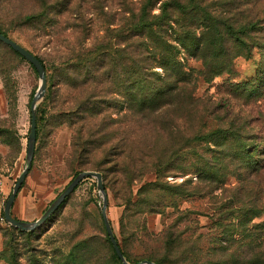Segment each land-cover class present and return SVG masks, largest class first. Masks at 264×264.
<instances>
[{
  "label": "rangeland",
  "instance_id": "374dc122",
  "mask_svg": "<svg viewBox=\"0 0 264 264\" xmlns=\"http://www.w3.org/2000/svg\"><path fill=\"white\" fill-rule=\"evenodd\" d=\"M65 1L58 0V9L44 20L24 22L21 16L30 13L28 4L34 0L3 4L0 0V28L42 60L46 76L44 94L36 103L33 156L13 201L12 215L33 221L76 173L100 171L106 215L131 264L143 258L188 264L163 244L170 227L181 231L177 242L184 252L191 256L188 250L194 248L196 264H264V148L259 190L233 176L235 160L230 159L231 153L226 156L230 145L204 143V158H200L201 146L192 141L193 134L216 130L226 124L228 115L241 114L248 120L246 131L253 136L248 143L258 142L254 137L264 134V45H253L242 53L232 44L229 59L215 55L214 44L204 49L201 43L204 26L186 25L191 14L175 6L169 15L181 26L172 23L174 29L194 36L184 43L168 32L172 57L181 62V70L190 72L189 92L141 112L136 99L129 96L135 95L128 80L142 66L149 79L162 80L163 54L150 48L148 41L142 45L138 36L122 41L129 32L126 27L121 32L117 29L143 0H122V9L118 0H72L71 6H65L69 11L63 8ZM163 1L154 0L151 12L158 13ZM260 4L264 10V0ZM201 5L215 16L234 11L227 8L232 7L231 0H203ZM246 6V13L254 10L252 3ZM31 8V13H38V8ZM257 36L260 41L264 35ZM105 46L123 52L112 54L111 62L109 58L102 62V57L92 61L93 51ZM109 67L113 72L105 78L102 71ZM94 69L101 75L97 86L84 74ZM39 83L29 62L0 41V264H30L35 257L54 264L58 254L66 253L81 236L98 240L103 236L102 195L92 176L82 179L33 230H19L2 216L5 200L27 163L29 106ZM102 121L107 135L102 134ZM120 130L127 133L128 143L142 149V153L133 151L124 169L119 168L117 150H104ZM108 137L110 142L102 143ZM100 249L99 244L92 248Z\"/></svg>",
  "mask_w": 264,
  "mask_h": 264
},
{
  "label": "trees",
  "instance_id": "16d2710c",
  "mask_svg": "<svg viewBox=\"0 0 264 264\" xmlns=\"http://www.w3.org/2000/svg\"><path fill=\"white\" fill-rule=\"evenodd\" d=\"M4 1L5 0H1L2 4L4 3ZM202 2L203 0H187L185 2L181 0H166L161 3L158 13H152L151 8L154 5V0H143L138 7V11L136 13L131 12L130 17L127 19L126 23L124 25H121L122 27L120 26V28L117 29V32H121V28L124 29V27H126L124 30L129 32V34L126 36L127 38H123L122 41H129V39L138 36L141 39L142 45H147L148 43H150V48L152 47L156 51H159L163 54L160 57L159 61L165 71V76L162 80L149 79L148 76L143 72V66L141 69H137L136 76L133 79L128 80L129 82L132 81L131 86L134 87L132 88L134 90V92L132 93L135 95L129 96L136 99L137 103L135 105L138 111L143 112L145 109L153 111L161 107V105H163V103H165L166 99H168L169 97H183L189 92L188 88L190 86V72L181 70V62L176 61V58L174 56L172 57V36L168 34V32L170 31L178 35V39L184 41V43H186V40L189 39L194 40V36H192L190 32H186L185 34H183L176 32V30L174 29L173 24H178V26L181 24L177 19L171 18L169 15L171 9H175V6L178 9H181V13L191 14L186 25L201 23L204 26L205 30L200 34L201 43L202 45L203 43H205L204 49L208 48L207 45L210 44V42L212 45L214 44L216 49L214 53L215 55L216 53H218L219 55L225 56V58L229 59L230 57H232V44V48L233 46L240 47L242 53L249 52L253 45H264V36H262V39L260 41H258L259 36H257L258 33L264 35V10L263 6L260 4V0H231L232 7L227 8L229 9V11H231L230 9H234V11L233 13H231V15L228 16H221L220 14L215 16V14L211 12L212 10L210 11L208 10V8L201 5ZM117 3L120 5L118 7L122 9L124 2L122 0H118ZM251 3L253 4L254 10H252L250 13H246L245 9H247L248 6H243L251 5ZM58 4V0H34L33 4H28V10L30 11V13L25 14V16L22 15L21 19L24 22H31L35 19L40 21L44 20L47 14H50L58 9ZM71 4L72 0H67L65 1L63 8H65V6L67 5L71 6ZM32 6L34 8H38V13H31V11L33 10L31 8ZM92 7L93 6H88V8L86 9H92ZM65 10L69 11V8H65ZM202 10H205L204 13L196 18L199 20H196V15L199 13V11ZM244 13H246L247 15L244 16ZM184 19L185 17L182 18V20ZM134 30L138 32H133ZM0 32L8 36L7 33H5V31H3L1 28ZM208 37H211V40H207ZM145 41H148V43H144ZM184 43H182V45H185ZM104 45H108V42H105ZM7 47L13 50L9 46ZM98 49L93 51L94 54H92L91 56V59L94 62L98 61V59L101 57L102 62L107 61L105 60L107 58H109L108 60H110L111 62V59L113 58L112 54H117L116 52L122 54L123 52L120 50L110 51L108 46H105V49H102V51ZM13 52L15 51L13 50ZM15 53L18 54L17 52ZM37 58L42 62V60L38 56ZM145 58H149V56H145ZM95 66H98V64H96ZM112 72V68L109 67L102 71V76L105 75V78H109ZM116 73L118 74L117 71ZM84 74L85 77L88 78L87 80H92V83L94 84H98L101 80V75H99L98 70L94 69L93 71H84ZM96 86L94 88H96ZM102 95L104 96L106 94ZM38 111V108H36V114L38 113ZM228 117L229 118L226 120V124H219V127L216 130L208 132H204V130H202L198 134H193L194 136L192 138V141L197 140V145L201 146V153L199 155L200 158H204L202 154L204 153L202 151L204 149V146L202 147L204 143L211 142L215 146L216 144H218L220 146H225L226 148H228L230 145L232 150L231 152H227L226 156L229 158L231 153L230 159L232 161L233 159L235 160V162H233V176L237 181L243 182L245 186L256 187L260 190V184L257 178L259 177L262 168L259 160L261 159L262 149L264 148V134H258L254 137L257 138L258 141L256 144H249L248 141L251 140L253 136L251 137V134H248V132L246 131V128L248 127V120L246 118H243L241 114H238V116L228 115ZM104 131L105 128L102 121V134L107 135V132ZM119 132L120 134L118 137L117 135H115L114 143H109V137L107 138L108 140H103L102 143L106 142L110 144V146H107L104 149L105 152H108V150L110 149H115L118 151V156L120 157V160L118 161L119 168L124 169L127 160L132 158L131 155L133 151H135L136 153L140 151L142 153V149L138 146L135 147V145H133L132 143H128V141L126 140L127 133L125 131L120 130ZM144 133L145 131L143 130V134ZM182 154H184L183 156H185L186 152H182ZM216 179L220 180L219 178ZM66 199L67 197L64 199V201ZM114 236L126 261L131 264V261L126 254L124 247L121 245L115 234ZM166 237L167 238L163 243L164 246L169 252L174 251L179 253L178 259L180 262L188 264L197 263L198 260L194 255V248H190L188 250V252L191 253V256H189V254L184 252V250L181 249L182 247L178 245L177 241L181 237V231L179 232L178 230L170 227L166 230ZM98 244L101 245V249L92 250V248H95V245L98 246ZM143 259L151 260L156 264H162L160 260H153L150 258ZM141 260H137L134 264L138 263ZM30 264L46 263L38 260L35 257L31 259ZM54 264L125 263H123L116 255L103 223L102 238L99 237L98 240L96 239V237L92 236H81L80 239H78L74 244L70 246L66 253L60 252L58 254V260L55 261Z\"/></svg>",
  "mask_w": 264,
  "mask_h": 264
},
{
  "label": "water",
  "instance_id": "95a60500",
  "mask_svg": "<svg viewBox=\"0 0 264 264\" xmlns=\"http://www.w3.org/2000/svg\"><path fill=\"white\" fill-rule=\"evenodd\" d=\"M0 41H2L4 44L12 48L15 52H17L20 56H22L29 64L33 67L35 72L37 73L40 83L37 87L36 92L34 93L31 102H30V126H29V132L27 135V148H26V160L27 163L23 170L18 175L15 183L13 184L12 190L9 193L8 197L5 200L4 206H3V218L4 220L9 223L11 226L22 230V231H29L33 230L34 228L38 227L41 223H43L58 207L59 205L64 201V199L74 190V188L78 185V183L84 179L85 177H95L96 179V187L98 191L102 195V209H101V215L102 220L104 223V227L106 230V233L108 235V238L112 244V247L118 256V258L125 264H129L125 257L123 256L119 246L118 242L114 236V232L112 230L111 224L108 221L107 215H106V205H107V195L105 192V187L102 180V175L99 171L94 170H83L78 172L65 186V188L57 195V197L47 206V208L42 212V214L36 218L33 221H25L18 218H15L11 213V207L13 204V201L19 191V189L22 186V182L30 168L32 156H33V150H34V144L36 140V103L37 100L40 99L45 90L46 85V76H45V70L42 62L35 56L32 52H30L28 49L20 45L18 42L13 40L12 38L2 34L0 32ZM136 264H156L155 262L143 259L139 261Z\"/></svg>",
  "mask_w": 264,
  "mask_h": 264
}]
</instances>
